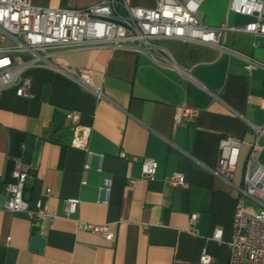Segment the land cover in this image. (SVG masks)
Segmentation results:
<instances>
[{
    "label": "crops",
    "instance_id": "0c3cea01",
    "mask_svg": "<svg viewBox=\"0 0 264 264\" xmlns=\"http://www.w3.org/2000/svg\"><path fill=\"white\" fill-rule=\"evenodd\" d=\"M105 0H30L43 8H84ZM154 8L158 0H117ZM184 2L185 0H179ZM229 0H203L196 17L205 25H241L250 17L228 12ZM119 11L124 12L119 7ZM220 46L179 40L163 41L176 62L192 76L186 79L154 63L145 54L107 47L65 53L78 68H89L88 86H79L64 72L31 67L29 97L15 87L0 93V178L13 181L17 162L28 173L23 197L31 209L48 204L41 234L43 252L30 250L31 220L24 212H8L0 197V264H200L206 251L212 264H227L228 243L242 185L249 146L243 145L229 185L215 176L219 140L231 135L249 143L251 125L264 123V39L250 33L227 32ZM14 60V56H9ZM257 63L244 68L246 59ZM66 72V73H65ZM198 109L191 121L174 124L177 105ZM69 111L80 113L90 128L92 152L85 183L87 154L71 147ZM124 151L137 161L122 159ZM153 158V179H144L141 161ZM264 165V151L258 157ZM181 172L186 184L170 186L165 177ZM111 180L107 204L99 187ZM133 180V182H130ZM66 199H78L77 210L65 217ZM197 214L194 229L189 219ZM77 220L107 224L110 239L78 229ZM221 228L220 241L212 239Z\"/></svg>",
    "mask_w": 264,
    "mask_h": 264
},
{
    "label": "built area",
    "instance_id": "2783aa9c",
    "mask_svg": "<svg viewBox=\"0 0 264 264\" xmlns=\"http://www.w3.org/2000/svg\"><path fill=\"white\" fill-rule=\"evenodd\" d=\"M203 0H158L154 8L131 6L117 0H105L84 8H43L33 5L30 0H0V93L14 86L15 95L29 97L31 80L23 77V72L31 67H44L64 72L58 61L65 62L67 74L79 86L90 90L97 99L102 98L99 90L91 89L88 80L89 68L73 66L65 56L67 51L107 47L113 51L125 50L145 54L157 65L191 79L190 72L182 68L170 50L160 44L167 40H179L210 47L220 46V37L227 32L250 33L264 39V0H229L228 12L251 18L245 24L210 27L203 24L196 12ZM119 7L124 12L119 11ZM9 56H14L11 60ZM257 63L246 59L244 68L251 70ZM66 73V72H65ZM198 115V109L183 103L175 106L173 121H191ZM66 118L71 124L70 146L82 149L87 154L82 183L92 152L88 149L90 128L80 124V113L69 111ZM253 139L246 143L231 136L219 140L216 165L212 169L215 176L229 185L238 164L243 145L249 146L246 157L242 185L236 187V205L232 224V236L228 243L227 264H264V165L258 160L264 151V123L251 125ZM119 157L128 159L121 151ZM130 161L138 160L136 156ZM158 163L153 158L141 161L144 179H153ZM13 181L2 187L0 197L5 196L3 208L8 212H24L31 220H36L40 229L47 218L48 204L37 201L31 209L23 197V189L28 173L17 162L11 173ZM170 186H184L185 177L181 172H172L165 177ZM133 182V180H130ZM111 180L106 177L99 187V202L108 203ZM78 199H66L65 217L73 214L78 207ZM197 214L189 219L190 229H194ZM78 229L96 233L110 239L112 233L107 224H96L77 220ZM222 230L215 228L212 239L220 241ZM200 264H212L211 256L202 251Z\"/></svg>",
    "mask_w": 264,
    "mask_h": 264
},
{
    "label": "water",
    "instance_id": "95a60500",
    "mask_svg": "<svg viewBox=\"0 0 264 264\" xmlns=\"http://www.w3.org/2000/svg\"><path fill=\"white\" fill-rule=\"evenodd\" d=\"M32 237L28 248L33 251L43 252V247L45 243V237L40 232V227L38 225H33L31 227Z\"/></svg>",
    "mask_w": 264,
    "mask_h": 264
},
{
    "label": "rangeland",
    "instance_id": "374dc122",
    "mask_svg": "<svg viewBox=\"0 0 264 264\" xmlns=\"http://www.w3.org/2000/svg\"><path fill=\"white\" fill-rule=\"evenodd\" d=\"M160 44H163V42H160Z\"/></svg>",
    "mask_w": 264,
    "mask_h": 264
}]
</instances>
